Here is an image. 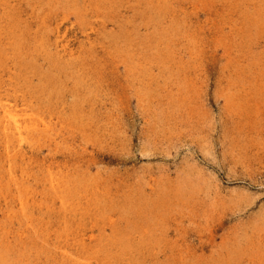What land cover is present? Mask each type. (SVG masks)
<instances>
[{
  "label": "rangeland",
  "instance_id": "374dc122",
  "mask_svg": "<svg viewBox=\"0 0 264 264\" xmlns=\"http://www.w3.org/2000/svg\"><path fill=\"white\" fill-rule=\"evenodd\" d=\"M22 1L16 112L49 129L11 162L0 131L6 264H264V0Z\"/></svg>",
  "mask_w": 264,
  "mask_h": 264
},
{
  "label": "bare ground",
  "instance_id": "6f19581e",
  "mask_svg": "<svg viewBox=\"0 0 264 264\" xmlns=\"http://www.w3.org/2000/svg\"><path fill=\"white\" fill-rule=\"evenodd\" d=\"M50 1H53V0H50ZM97 1L98 0H94L95 3H93V0H59L58 2L59 3L63 2V5L65 2L73 4L72 6L73 9L76 6H79L80 4L86 7L87 4L89 3V5L91 6L90 7L91 9L92 7H94L93 6L94 4L96 3L98 4ZM23 2L24 1L22 0H0V67H2L1 68L2 72L0 71V80L3 78L4 74L7 75V77H5L4 80L1 82L3 85L2 86L0 85V131H1V135L3 136V138H5L4 143L6 144V147L10 152L11 151L14 152L15 143L18 146L19 145L22 146L23 142L28 141V139H30L29 141H31L32 139L37 140V141L38 139H43L45 137V133L49 129L48 125L45 122H43V124H40V121H37V122L34 121V122H31L30 124L24 123V121H21L18 118V113L16 112L18 110L17 109L18 104L15 103L16 98L14 95V93H16V90L14 87V78H15L14 69L16 67V63H15L16 52L20 48L25 49L24 55L26 58L22 61L23 64L33 66L32 63H34L32 61L34 57L31 56L32 52H30L29 37L27 36L29 35V29H32L33 22L34 20H36V17L32 15V12L28 8V6H30V2H26L27 6H24ZM32 10L35 11V9H32ZM93 11H95V9ZM92 15L93 14H91V16ZM53 17L54 19H52ZM48 19L54 21L53 24H55V29H61L62 25L64 24L63 21L64 20L66 21L67 17L65 16L62 17L60 16L59 13L53 14V15L51 14V16H49L48 14L46 18L41 20V23L37 22L38 28L39 29H44L43 27L48 28L49 25L48 26L45 25V22ZM86 38H87V41L89 40L90 44H92L91 35L90 34L86 35ZM51 52L49 53L50 55L46 54V56L49 57L51 61L50 64L52 66H55L54 68L59 72L60 77L63 76L64 78L68 76L67 71H69V69L72 70L74 66V64L71 61L72 60L71 58L74 55V52L72 51V49H70L69 46L64 45L62 48L56 49L55 51H53L54 53H51ZM61 63H62V66H60ZM73 73L71 72V75ZM83 110H84V107L82 106V109H80V111H83ZM10 152H9V156L7 157V159L11 162L13 158L15 157V152L13 154H10ZM9 168H12V167L9 166ZM12 180L16 181L17 179L13 178ZM47 180L49 181L50 189L55 193L54 198L56 197V195H58L59 198L60 196L62 197V194L64 192L65 193L73 192L74 187L72 189V186L70 185L69 180H65L64 184L62 183L63 181L59 182L58 179L55 180V178H52V177ZM77 185L78 184H76V186ZM76 188H79V187H76ZM17 190L19 192L22 191L20 187H18ZM47 200L49 201V198ZM20 202H21V209L23 210V215L29 218L26 212L27 205L25 201L21 198ZM53 203H55V201ZM41 205L43 206V202L39 204V206ZM61 205L63 206L62 212L64 213V216H65V213H66V216L69 213H70V216H75L74 214H72L73 208H70L69 206H67L63 200L61 201ZM49 206L51 205H47L45 207L49 208ZM4 241L5 239H2L0 237V264H4V263L6 264L9 262L10 259H12V261L14 259L12 257L9 258L7 255L4 254L6 250H9L8 247L3 245ZM68 258L69 260L71 259L70 261L65 260L66 262H68V264L69 263L70 264H84L75 258L74 259L70 257Z\"/></svg>",
  "mask_w": 264,
  "mask_h": 264
}]
</instances>
